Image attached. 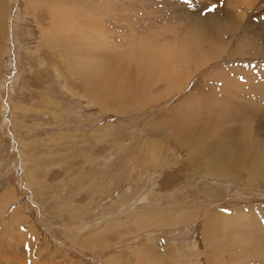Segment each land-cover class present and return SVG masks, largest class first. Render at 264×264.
Returning a JSON list of instances; mask_svg holds the SVG:
<instances>
[{
    "label": "rangeland",
    "instance_id": "1",
    "mask_svg": "<svg viewBox=\"0 0 264 264\" xmlns=\"http://www.w3.org/2000/svg\"><path fill=\"white\" fill-rule=\"evenodd\" d=\"M52 1L0 0V194L8 188L13 191L5 207L7 219L20 208L30 217L36 238L50 244L49 256L45 248L42 255L32 250L31 264H108L106 260L138 264L140 250L151 238L156 242V257L151 259L154 264H158L155 258L161 257L158 254L164 253L169 244L177 252V259L162 254V264H207L202 235L206 214L250 204L264 207V180L234 168L226 173L229 177L216 179L181 175L177 168L158 167L159 162L151 165L150 126L158 125V117L165 109L197 93L213 70L232 69V76L237 77L246 71L262 70L257 66L262 63L264 67V0H85L88 10L76 6L75 20L79 22L75 30L81 31L88 19L97 21L94 15L103 16L99 14L103 12L100 22L114 34L116 43H135L130 52L161 47L159 51L171 53L179 46L182 52L183 42L187 41L184 39L191 34L186 25L188 18L191 21L199 15H212L222 23L221 39L216 44L222 55L188 71L194 76L188 78L186 89L153 101L152 111V107H141L122 115L104 109L82 89V70L76 71L69 82L58 72L55 64H61L62 59L42 37L43 30L49 35L51 31L58 33L49 22ZM69 5L64 2L61 8L67 12ZM166 39L174 47H165ZM252 43L259 48L257 54ZM83 45L84 53L81 48L78 53L86 59L78 61L86 62L88 68L95 66L93 60L98 53L107 54L103 49L95 51ZM233 51L238 53L232 55ZM140 54L134 56L141 60L144 54ZM65 57L73 67L72 57ZM99 66L95 70L100 71ZM94 76L95 72L90 73L91 78ZM123 77L119 81H128ZM104 78L108 80L106 75ZM136 79L133 74L132 80ZM243 86L255 92L253 87ZM161 87L149 86L147 96L152 98ZM134 90L141 96L139 85ZM260 116L253 134L257 133L264 144V113ZM163 142L169 144V153L160 143L161 158L187 159V149L178 148L170 138ZM160 157L153 160L160 161ZM184 218L189 222L184 224ZM4 224L0 225V233ZM87 232L93 237L89 244L81 246ZM161 233L168 237L166 242L158 237ZM225 235L231 237L226 236L233 249L236 245L231 232ZM263 243L258 241L256 249L264 250ZM248 258L251 264L261 260L251 254Z\"/></svg>",
    "mask_w": 264,
    "mask_h": 264
},
{
    "label": "bare ground",
    "instance_id": "2",
    "mask_svg": "<svg viewBox=\"0 0 264 264\" xmlns=\"http://www.w3.org/2000/svg\"><path fill=\"white\" fill-rule=\"evenodd\" d=\"M52 2L48 10L51 17L49 22L51 29L56 30L57 28L58 33L51 31L49 35L48 31L43 30L42 37L51 50L56 51V55H60L62 59H60L61 64H55L58 72L63 73L66 78L68 77L69 82L76 76V71L81 72L82 70L84 72L80 77L83 80L82 89L89 93L92 100L102 105L104 109H112L121 115L135 112L141 107H146L143 110L152 107V111L155 106L150 103L181 92L189 86L188 78L190 79L194 75L188 71H193V67H196L197 70L199 66L222 55L216 49V44L221 39L220 25L222 23L212 15L206 17L199 15L191 21L190 18L186 20L191 34L187 39H184L188 42H183L185 48L182 52L179 45L178 49L175 48V51L171 53L159 51L162 49L161 47L152 48L153 50L147 48L146 50L149 52H145V50L130 52L129 48L136 46L135 43H132L133 41H130L128 45L125 42L116 43L113 39L114 34L108 32L106 25L101 23L104 19L103 12L99 13L103 16L94 15L93 18H97V21L88 19L85 21V25L82 24L81 31L75 30L76 24L79 22L75 20L76 6L87 9L85 0H53ZM64 2H70L71 9L67 12L61 8ZM90 9L92 10V8ZM89 18L91 17L89 16ZM40 21L42 22V20ZM2 25L1 21L0 28ZM141 43L143 42L141 41ZM83 44L88 49L95 51L103 49L107 53L106 55L98 53L96 59L93 60L96 68L100 65V71L95 70V66L88 68L86 62L79 63V58L86 59L85 56L79 54L80 48L81 52L84 49ZM206 44H208V48L205 47ZM163 45L174 47V44H171L168 39L163 42ZM261 46L264 47V44ZM251 47L256 50L255 54L260 52L258 46L253 43ZM262 47L261 49H264ZM136 53H143L144 57L141 56L140 60L139 56H134ZM236 53L238 52H231L232 55ZM65 54L72 57L70 61L73 62V67H69ZM52 60L54 61V59ZM261 65L262 63L257 66L262 68L261 71L256 70V66H251L249 67L251 70H256L254 73L246 71L243 76L238 75L239 77L236 74L232 76V69H215L207 76L206 82L197 93H192L182 101L165 109L166 111L158 117V125L154 126L152 123L150 126L149 134L153 131V134L150 135L153 142L149 144L148 149V151L151 150L149 152L151 165L159 162L158 167L177 168L182 171L181 175L184 173L199 174L217 177L216 179L229 177V174L226 173L232 172L231 169L234 168L247 172L251 178L256 177L264 180V144L257 133L253 134L254 124L257 123L255 121L264 113V67ZM93 72H95V76L91 78L90 73ZM128 73L129 75H127ZM241 73L243 74L242 71ZM119 74H123L124 77ZM133 74L137 75L136 80H132ZM104 75L108 77V80L104 78ZM87 77L88 80H86ZM121 77L127 78L128 81L124 83L119 81ZM138 85L141 96L134 94V89ZM243 85L253 87L255 92L251 89L245 90ZM149 86L151 88L162 86L161 89H163H159L156 95L151 98L147 96ZM169 138L176 142L178 148L187 149L186 160H173L168 155V157H160L161 152L158 147L160 143L164 145L163 139ZM163 145L162 149L169 153V144ZM155 156H159L160 161L153 160ZM12 194L11 188L0 194V225L6 223L4 224L5 229H2V233H0V264H31L30 260L34 257L32 250H36L39 255H42V249L45 248L47 252L49 251L48 256L52 250L47 249L50 244L46 239L42 241L38 237L36 238L37 233L32 226L30 217L20 208L14 209L11 217L7 219L5 207L11 200ZM182 222L186 224L189 219ZM228 231L232 234V243L236 245L233 249L226 237L229 235H225ZM218 233L220 234L219 240L217 239ZM202 235L207 248L205 254L207 264H222L224 261L236 264L239 261L243 263V260L245 264H251L247 262L248 254L261 259L260 263L252 261L253 264H264V250H261V247L260 250L256 249L257 242L264 240V226L256 218L254 208L251 206L236 207L223 213L222 211L207 213L203 222ZM92 237V233L84 234L81 238V246L89 244ZM256 238L258 240H254ZM226 240L227 243H225ZM155 247L156 242L151 238L141 248L142 255L138 264H154V260L152 263L151 259H154V255L156 257ZM162 254L169 255L172 260L177 259L176 255H178L171 244L164 249ZM162 254H158L161 255V257L159 256L160 260L158 256L155 258L158 264L161 263L162 257H165ZM106 262L110 264L113 261L106 260ZM44 264L52 263L45 262ZM177 264L180 263L177 262ZM181 264L193 263L184 262Z\"/></svg>",
    "mask_w": 264,
    "mask_h": 264
},
{
    "label": "crops",
    "instance_id": "3",
    "mask_svg": "<svg viewBox=\"0 0 264 264\" xmlns=\"http://www.w3.org/2000/svg\"><path fill=\"white\" fill-rule=\"evenodd\" d=\"M168 236H170V235H168ZM158 237H165L166 239L168 238V237H167L165 234H163V233L159 234Z\"/></svg>",
    "mask_w": 264,
    "mask_h": 264
}]
</instances>
